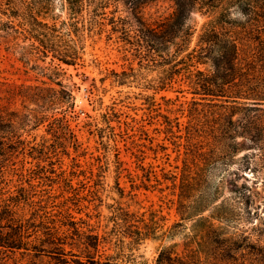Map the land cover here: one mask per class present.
<instances>
[{"label":"rangeland","instance_id":"obj_1","mask_svg":"<svg viewBox=\"0 0 264 264\" xmlns=\"http://www.w3.org/2000/svg\"><path fill=\"white\" fill-rule=\"evenodd\" d=\"M145 8L147 19L154 23L169 17L174 4L154 0ZM230 14L233 27L257 22L251 20L254 12L249 17L238 10ZM55 16L64 20L67 11L59 5ZM212 18L194 15L197 34L191 48ZM258 20L264 24V19ZM85 47L83 65L69 71L78 84L71 131L54 136L45 123L27 136L30 146L38 150L18 154L14 165L6 163V181H0V188L19 198L25 197L21 187L30 191L33 203L23 206L26 217L38 227L29 251H0V264H169L167 259L175 257V252L183 263L192 264L194 250L199 253L196 264H250L254 257L244 248L259 241L264 245V161H259L258 167L240 162L244 155L258 153L246 138L247 121L238 122L240 112L234 116L238 123L232 125L236 129L233 135L239 143L234 148L235 164L210 170L195 162L197 151L187 153V137L191 132L196 143L205 147L200 155L209 153V146L217 144L214 137L222 131L219 113L229 112L231 106H222L218 100L193 99L195 95L181 77L159 91L168 66H162V60L150 61L146 51L141 55L120 33L88 32ZM0 79L18 85L37 84L35 72L26 73L22 63L2 50ZM118 79L127 84L119 85ZM180 87L184 93L178 92ZM17 107L22 108L20 104ZM113 109L119 116L111 122L115 140L103 121V115ZM166 116L174 122L172 130ZM43 145L49 147L48 155L39 154ZM117 154L127 169L119 184ZM185 169L192 180V192L188 201H181L171 179L175 175L180 178ZM217 190V202L200 211L199 201ZM184 208L188 209L186 219L179 213ZM23 212L20 210V215ZM211 222L215 234L208 228ZM214 236L223 241V247L242 250L230 252L228 259L223 251L224 260L218 261L212 250ZM162 252L164 259L158 262Z\"/></svg>","mask_w":264,"mask_h":264},{"label":"trees","instance_id":"obj_2","mask_svg":"<svg viewBox=\"0 0 264 264\" xmlns=\"http://www.w3.org/2000/svg\"><path fill=\"white\" fill-rule=\"evenodd\" d=\"M152 1L0 0V50L22 63L26 73L33 71L37 74V84L30 85L0 79V181H6V163L14 165L18 154L38 150L37 146H30L27 138L32 132L45 123H48V131L54 136L71 131V121L76 117L74 92L78 84L73 81L74 77L69 71L83 65L88 32L120 33L141 55L146 51L150 61L160 63L162 60L160 64L168 68L161 77L159 91L167 90L181 77L180 81L187 83L195 95L193 99L207 102L218 100L222 106H231L229 112L219 113L223 119L222 131L218 138L214 137L217 144L209 146L213 151H204L205 155H200L205 147L196 143L192 133H189L186 150L187 153L192 149L197 151L199 155L195 162L206 164L210 170L219 165L230 167L237 156L234 148L239 145L233 135L236 129L233 130L232 125L243 123L241 121H247L246 138L258 153L254 157L246 154L240 162H244L246 167H258L259 161H264V24L258 20L264 19V13L260 12L264 11V0H170L174 4L173 13L154 23L149 22L145 12V6ZM59 5L67 11L64 20L55 16ZM231 10H238L247 17L254 12L256 16L251 20L257 22L233 27ZM196 13L213 18L205 24L196 46L191 48L197 34ZM108 26L111 29L108 30ZM116 82L119 85L127 84L124 79ZM178 92L184 93L185 90L180 87ZM18 104L22 108L17 107ZM238 112L242 117L237 122L234 116ZM103 117L106 127L113 132L111 139L115 140L111 122L113 117H119L118 114L113 109ZM165 119L168 129L172 130L174 122L168 116ZM176 120L179 128L180 122ZM100 136L104 138V135ZM48 151L49 147L43 145L38 152L48 155ZM210 154L212 157L208 158ZM138 160H141L140 157ZM184 163V167L189 168L188 158ZM124 164L117 154V184L127 170ZM21 176H24L23 172ZM171 180L174 188L179 190L178 198L188 201L191 198L192 180L187 170L180 178L175 175ZM132 182V187L136 188L134 180ZM21 193L24 198L0 188V251H29L31 237L36 235L38 226L32 225V219L26 217L23 206L33 203L31 193L25 187H21ZM218 195L219 190L199 201V210L206 211L210 204H215ZM20 210L24 211L23 215H20ZM187 211L185 208L184 211L179 209L183 219H186ZM188 215L190 217L191 214ZM208 228L216 233L214 223L211 222ZM212 241L213 256L218 261L224 260L221 257L223 251L228 259L230 252L242 250L223 247V241L216 236ZM244 249L254 257L250 264H264V245L261 241ZM190 255L194 258L192 264H196L198 251L194 250ZM164 256L162 252L158 262ZM167 260L169 264H185L176 252L175 257Z\"/></svg>","mask_w":264,"mask_h":264}]
</instances>
